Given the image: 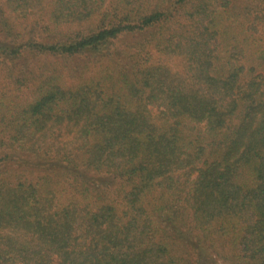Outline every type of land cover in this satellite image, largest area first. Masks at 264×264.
Segmentation results:
<instances>
[{
	"label": "trees",
	"instance_id": "trees-1",
	"mask_svg": "<svg viewBox=\"0 0 264 264\" xmlns=\"http://www.w3.org/2000/svg\"><path fill=\"white\" fill-rule=\"evenodd\" d=\"M0 264H264V0H0Z\"/></svg>",
	"mask_w": 264,
	"mask_h": 264
}]
</instances>
